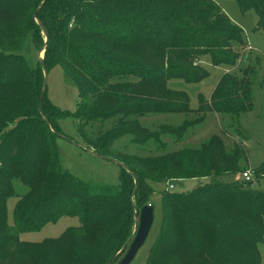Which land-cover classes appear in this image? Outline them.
Here are the masks:
<instances>
[{
    "label": "trees",
    "instance_id": "obj_1",
    "mask_svg": "<svg viewBox=\"0 0 264 264\" xmlns=\"http://www.w3.org/2000/svg\"><path fill=\"white\" fill-rule=\"evenodd\" d=\"M43 1L0 0V264H119L135 215L150 205L151 183L204 178L212 181L192 192H163L162 227L147 264H263L264 190L253 189V180L226 181L246 171L240 165L244 147L236 144L228 153L216 134L199 149L161 145L167 135L181 140L207 113L234 119L252 110L250 67L241 75L223 74L209 100L199 95L197 110L185 91L168 86L170 80H206L204 58L215 67L236 66L240 54L233 47L246 45L242 29L220 15L214 0ZM237 2L242 12L257 14V28L264 30V0ZM24 10L29 18L18 36L15 25ZM34 11L41 24L32 20ZM41 32L48 37L42 69L61 66L78 88L74 113L56 108L47 88L41 99L42 70L19 54L28 34L37 39ZM193 113L200 116L160 132L142 125L149 116ZM66 117L79 122L97 156L119 165V185L99 187L62 166L56 138ZM109 119V130L87 135L92 123ZM124 136L141 147L159 144L162 153L113 152ZM254 172L264 178V164ZM15 180L28 191L20 195L10 227L6 204L16 195ZM62 217H77L80 225L58 238L20 240L19 233Z\"/></svg>",
    "mask_w": 264,
    "mask_h": 264
},
{
    "label": "rangeland",
    "instance_id": "obj_2",
    "mask_svg": "<svg viewBox=\"0 0 264 264\" xmlns=\"http://www.w3.org/2000/svg\"><path fill=\"white\" fill-rule=\"evenodd\" d=\"M214 1L220 6V15L225 16L230 23L243 31L246 45H234L233 47L240 54L237 65L234 67H215L211 64L210 59L204 58L201 65L210 73V76L206 80L195 84H188L183 80H170L168 86L172 90L185 91L190 97L191 109L197 110L199 95H203L206 100H209L223 74L232 73L241 75L240 69L250 67L253 71V75L251 76L253 84V108L250 112L234 119L229 115L207 113L205 120L192 128L189 127L181 140L174 142V137L167 135L161 137V145H164L166 142L169 151H179L184 148L199 149L202 144L209 142L213 135H219L222 137L228 153L233 151L236 144L244 147L246 157L240 161V165L243 170L252 171V188L264 190V178L257 179L254 172L264 164V30L257 28L259 20L257 14L254 11L242 12L237 0ZM33 17H35L34 20L36 22L38 18L35 11ZM28 18L29 14L26 10L19 14V21H17L14 31L16 35H21L24 22ZM36 23L41 24L39 21ZM46 37L47 35L43 32H41V38L37 39L32 38L28 34L22 43V50L19 52V54L25 57L31 68L42 70L43 78L45 77L42 66H44L43 63L46 56L44 47ZM47 72V96L51 103L62 112L74 113L79 100L77 86L65 74L61 66L54 65ZM199 116L197 113L188 116H149L142 120V125L155 133L160 132V127L165 125L177 126L185 119L193 121ZM113 121L114 119H109L92 123L86 129L87 135L92 139L96 138L98 135L109 130L113 125ZM59 127L63 135L56 138V147L61 164L65 169L82 181L99 187L119 185V165L110 159H105L95 154L94 149L89 147L82 138L79 131V122L76 119L72 117L63 118L59 121ZM165 137H168L166 141ZM112 151L140 157H153L162 153L161 148L159 149V144L155 146L149 142L145 147H141L133 143L130 136H124L117 140L112 147ZM211 181L210 179H188L167 183H151L153 192L149 202L153 207L154 221L144 245L139 249L131 264H147L148 262L150 252L161 231L163 222L162 198L163 192L168 190V184L173 185L174 188L170 190L172 192L187 193ZM226 181L241 182V180L237 179V175L226 177ZM14 189L16 195L9 198L6 204L8 225L10 227L15 226L14 208L17 201L20 195L28 191L27 187L19 180L14 181ZM79 225L80 221L77 217H62L55 223L45 225L39 231L19 233V237L20 240L26 242H41L48 238H58L68 228ZM260 250L263 255L264 264V244L260 247ZM126 251L122 254L121 258L125 255Z\"/></svg>",
    "mask_w": 264,
    "mask_h": 264
},
{
    "label": "water",
    "instance_id": "obj_3",
    "mask_svg": "<svg viewBox=\"0 0 264 264\" xmlns=\"http://www.w3.org/2000/svg\"><path fill=\"white\" fill-rule=\"evenodd\" d=\"M34 19L35 17H33V20ZM47 41H48V37H46V42ZM44 75L45 77L43 82L41 99L43 98L47 87L48 72L45 68H44ZM47 123L49 122L47 121ZM135 195H136V190H134L133 192V197ZM135 221L136 222H135L134 232L131 238L129 239V241L127 242V246H128L127 251L120 260L119 264H131L134 258L136 257L139 249L144 245L154 221L153 207L151 205L144 206L139 211V213L135 215Z\"/></svg>",
    "mask_w": 264,
    "mask_h": 264
},
{
    "label": "built area",
    "instance_id": "obj_4",
    "mask_svg": "<svg viewBox=\"0 0 264 264\" xmlns=\"http://www.w3.org/2000/svg\"><path fill=\"white\" fill-rule=\"evenodd\" d=\"M250 48V47H249ZM252 171L251 170H246L243 173H240L237 175V179L241 180V181H246L249 182L252 180ZM174 187L172 184H168V190H172Z\"/></svg>",
    "mask_w": 264,
    "mask_h": 264
},
{
    "label": "crops",
    "instance_id": "obj_5",
    "mask_svg": "<svg viewBox=\"0 0 264 264\" xmlns=\"http://www.w3.org/2000/svg\"><path fill=\"white\" fill-rule=\"evenodd\" d=\"M203 180H207V179L204 178Z\"/></svg>",
    "mask_w": 264,
    "mask_h": 264
}]
</instances>
